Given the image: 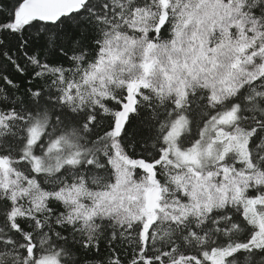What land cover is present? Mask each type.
Instances as JSON below:
<instances>
[{"label": "snow or ice", "instance_id": "6c2138e0", "mask_svg": "<svg viewBox=\"0 0 264 264\" xmlns=\"http://www.w3.org/2000/svg\"><path fill=\"white\" fill-rule=\"evenodd\" d=\"M0 264H264V0H0Z\"/></svg>", "mask_w": 264, "mask_h": 264}]
</instances>
